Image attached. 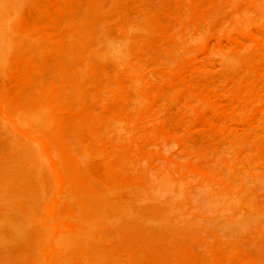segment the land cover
<instances>
[{"label":"bare ground","instance_id":"1","mask_svg":"<svg viewBox=\"0 0 264 264\" xmlns=\"http://www.w3.org/2000/svg\"><path fill=\"white\" fill-rule=\"evenodd\" d=\"M0 264H264V0H0Z\"/></svg>","mask_w":264,"mask_h":264}]
</instances>
